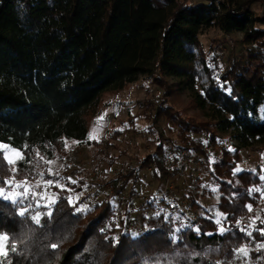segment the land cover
<instances>
[{"label":"trees","instance_id":"obj_1","mask_svg":"<svg viewBox=\"0 0 264 264\" xmlns=\"http://www.w3.org/2000/svg\"><path fill=\"white\" fill-rule=\"evenodd\" d=\"M256 2L264 4V0H0V141L18 148L27 145L28 158L35 156L32 149H39L53 160L68 155L65 138L99 146L95 140L87 141V136L90 118L108 105L106 95L141 77L155 78L156 85L168 94L163 79L156 76L162 71L183 79L206 111V121L196 122L160 103L154 104L153 116L142 117L149 127L163 119L175 132L177 142L167 140L176 152L174 162L204 156L210 182L218 191L191 190L186 195L189 205L201 208L198 198L217 195V209L227 214L231 227L224 235L218 234V225L207 214L173 241L172 231L180 218L168 213L174 206L168 201L174 196L168 183L166 191L160 190L163 199L146 206L154 211L152 215L145 216V208L138 210L136 204L141 203L133 202V197L141 169L151 171L159 182L176 177L178 188L187 192L183 168L167 167L165 148L158 146L155 153L138 162L139 168L118 172L111 196L97 194L99 198L87 212H77L66 199L71 193L61 192L52 218L44 217L41 226H35L17 216L10 203L0 201V230L21 233L31 229L27 258L15 255L13 264H164L166 260L171 264H215L217 260L231 261L232 249L240 244L255 248L256 242L264 241L259 232L249 241L236 226L237 221L241 226L248 224L257 212L264 214L259 194H248L249 188L264 185L259 179L262 166L255 172L233 175L242 149L264 148V16L252 10ZM212 29L244 35L248 46L244 65L235 59L223 74L212 70L201 42ZM220 134L231 137L234 151L223 148L222 155L214 158L203 148L202 137L214 146ZM104 161L110 172L114 159ZM20 167L18 178L35 176L30 165ZM47 167L41 164L39 170ZM8 175L0 163V178ZM50 177L45 174L44 178ZM64 181L74 193L86 184L83 179L76 184L68 178ZM116 200L122 205L121 213L114 205ZM84 201L80 197L77 206ZM249 203L252 213L245 208ZM140 211L141 228L135 220ZM191 226H198L200 233ZM257 227L264 225L257 222ZM58 241L60 247L55 251L47 247ZM193 253L199 255H190ZM261 255L263 252H252L254 259Z\"/></svg>","mask_w":264,"mask_h":264},{"label":"rangeland","instance_id":"obj_2","mask_svg":"<svg viewBox=\"0 0 264 264\" xmlns=\"http://www.w3.org/2000/svg\"><path fill=\"white\" fill-rule=\"evenodd\" d=\"M252 10L260 16H264V4L262 2L254 3ZM243 38L244 35L242 33L225 35L219 30L214 29L207 31L201 37L202 47L207 56L208 64L216 74L225 73L233 65L235 59L236 62L243 65L246 63L248 56L246 50L248 46L245 44ZM156 76L163 79L168 94H166L163 88L156 85L155 78L141 77L137 82L128 85L123 90L106 95L104 100L108 105L97 115L90 118V122L92 123L91 130L96 125L97 117L107 113L103 121L105 127L99 137V146H96V144H72V141H68L70 145V149L67 151L68 155L63 159H55L57 160V165L53 166L56 169L59 164L64 165L63 168L59 169V177L51 176L45 179H59L63 184H65V178L69 177L75 180H85L87 185H83L81 191L78 193L81 194L80 197L85 198L81 206H91L99 198L97 194H100L99 196H111L114 191L113 180L117 177L118 172L122 170L127 173L134 167L139 168V163L145 156L155 153L158 146H164L167 167L172 164V167L178 166L183 168L182 173L187 192L180 189V187L178 188L180 182L178 178L169 177L163 182H159L153 179L151 171L148 172L141 169L139 170V182L133 202L134 200L135 202L140 201L139 203H141L140 205L143 204L142 206L135 203L138 206V210L145 208L142 213L149 217L154 211L151 208L146 209V206H148L149 202L158 204L164 195L160 194V190L166 191L169 184L168 188H172L174 196L168 201L174 206H172V209L168 213L171 214L173 212L175 217L180 218V220L176 221L177 227H179L181 221H186L191 225L199 216L207 214L213 216L214 212H219L217 209L218 198L215 194H208L205 197L198 198L201 208L194 209L190 207V200L186 196L191 190L201 192L203 188L212 189L214 187L210 182L208 169L205 167L204 156L196 154L191 159L174 162L176 152L172 144H167V140L176 141L177 136L175 132L169 129L167 121L163 119H159L160 121L158 120L154 126L149 127L150 123H147L144 117L148 114L153 116L154 104L158 103L164 107L171 106L179 110L181 114L186 115V117H192L196 122L201 120L206 121V111L197 104L196 98L185 85L183 79L167 76L162 71H159ZM200 91L201 89L198 86L197 92ZM132 120L135 121L134 124L131 123ZM205 140L206 138L202 137V141L204 142L203 148L205 151L212 153L214 158L222 155L223 148L233 149L231 137L224 134L219 135L217 143L214 146L207 144ZM183 154L186 153L183 152ZM240 155L241 162L239 166L245 171L253 169L257 171L259 166L264 167V159H262V155H264L263 147L255 145L249 149H242ZM111 158L114 159V166L111 167L109 172L104 160L107 161ZM172 170L170 169V171ZM260 202V206L264 209V201L261 200ZM175 204H179V207L176 208ZM114 205L119 209V213H121L123 208L120 205V201H114ZM139 213L141 211L136 214L137 216L134 215L136 216V223L139 224L138 226L141 225V214ZM261 216L264 217V214ZM137 233H139V229L135 230V234ZM261 263L264 264V261L252 258L251 253L250 264Z\"/></svg>","mask_w":264,"mask_h":264},{"label":"snow or ice","instance_id":"obj_3","mask_svg":"<svg viewBox=\"0 0 264 264\" xmlns=\"http://www.w3.org/2000/svg\"><path fill=\"white\" fill-rule=\"evenodd\" d=\"M230 91V90H229ZM118 114V113H117ZM107 113L102 114L97 117L96 125L89 131L87 136V141H97L99 142L100 134L105 127L104 117ZM122 130V129H121ZM85 141V142H87ZM72 144L80 143L78 141H72ZM28 146L24 145L22 148L15 147L9 143L0 141V163L6 166L9 173L8 176L0 178V201H6L16 208V215L21 218H27L35 226H41V221L44 217L49 219L53 216V210L55 205L59 202L61 192L71 193L66 197L69 205L73 206L75 210L79 213L89 211L87 205L77 206L80 199V193H74V190L68 188L65 184L61 183L59 179H45V174L48 176L59 177V169L63 168V164H59L56 169L53 166L57 165V160L49 159L42 155L39 149H32L35 153L34 158L26 157L25 150ZM70 145L68 140H64V150L68 151ZM234 151L233 149H229ZM264 159V155H262ZM214 161H210L213 163ZM30 165V171L35 173L33 178L28 175L23 176V178H18V174L21 171V164ZM44 164L48 167L44 170H39L40 165ZM245 171L240 166H236L233 170V175ZM255 172L256 170H251ZM71 184L78 183L77 180L68 178ZM259 179L264 181V167L259 170ZM59 189V191H53L52 189ZM213 192H217L216 187L212 188ZM258 193L260 199L264 201V185L253 186L248 189V194ZM236 194H232V198H235ZM27 201V203H25ZM245 208L249 213L253 212V205L251 203L246 204ZM43 209V211H41ZM164 209H161V212ZM264 211V210H261ZM157 216L160 212L156 213ZM214 222L218 225L217 232L220 235H224L226 232L231 231V227L227 224V214L221 212L213 213ZM167 220L168 217L165 216ZM176 219H179L178 217ZM257 222L264 225V217L261 216L260 212L254 217H250V222L244 226H241V222L237 221L236 226L239 231L248 238L249 241L255 239L253 236L254 232H259L261 236H264V227H257ZM190 225L186 221H181L179 227H176L172 231V239L176 241L179 239V233L186 227ZM119 227V225H117ZM197 234L200 233L198 226H191ZM21 233H10L5 230H0V264H13V256L20 255L27 258V245L30 240L29 232ZM104 231V229H101ZM207 235H212V233H207ZM107 238V237H106ZM114 241L118 242V238L114 237ZM60 241L51 243L47 245L48 248L55 251L60 247ZM256 251L258 253L264 252V241L256 242L255 248H251L248 243H243L232 249L233 259L228 262L217 260L215 264H250L251 253ZM179 253H177V256ZM190 255H199V253H193ZM260 261H264V255L258 258ZM147 264V261L145 262ZM154 264H160V262H154ZM164 264H171V261H165Z\"/></svg>","mask_w":264,"mask_h":264}]
</instances>
